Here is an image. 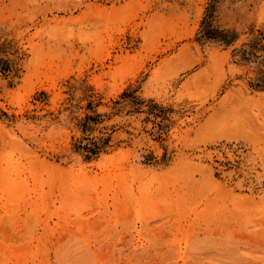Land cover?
Instances as JSON below:
<instances>
[{"label":"rangeland","instance_id":"374dc122","mask_svg":"<svg viewBox=\"0 0 264 264\" xmlns=\"http://www.w3.org/2000/svg\"><path fill=\"white\" fill-rule=\"evenodd\" d=\"M0 264H264V0H0Z\"/></svg>","mask_w":264,"mask_h":264}]
</instances>
